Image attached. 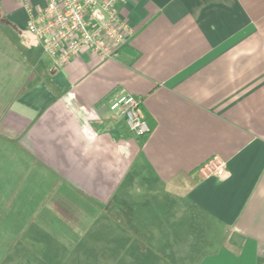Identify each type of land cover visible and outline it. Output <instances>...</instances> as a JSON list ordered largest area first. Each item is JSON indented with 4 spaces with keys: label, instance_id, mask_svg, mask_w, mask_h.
<instances>
[{
    "label": "crops",
    "instance_id": "0c3cea01",
    "mask_svg": "<svg viewBox=\"0 0 264 264\" xmlns=\"http://www.w3.org/2000/svg\"><path fill=\"white\" fill-rule=\"evenodd\" d=\"M124 15L117 58L60 68L27 9L0 0V257L8 236H57L41 218L77 204L95 229L69 252L111 235L112 264H264V0H131ZM120 91L143 100L147 136L110 111ZM214 160L228 177L202 172Z\"/></svg>",
    "mask_w": 264,
    "mask_h": 264
},
{
    "label": "built area",
    "instance_id": "2783aa9c",
    "mask_svg": "<svg viewBox=\"0 0 264 264\" xmlns=\"http://www.w3.org/2000/svg\"><path fill=\"white\" fill-rule=\"evenodd\" d=\"M29 14L27 31L45 48L60 68L89 54L102 60L115 59L135 35L124 15L131 0H13ZM110 111L122 117L130 134L143 138L152 128L143 109V100L120 91L109 102ZM228 177L225 162L214 160L202 168Z\"/></svg>",
    "mask_w": 264,
    "mask_h": 264
},
{
    "label": "rangeland",
    "instance_id": "374dc122",
    "mask_svg": "<svg viewBox=\"0 0 264 264\" xmlns=\"http://www.w3.org/2000/svg\"><path fill=\"white\" fill-rule=\"evenodd\" d=\"M3 182V181H2ZM0 181V184L2 183ZM4 192V191H3ZM60 196V195H58ZM6 196L4 194H0V201L5 200ZM9 197V196H7ZM59 198V197H57ZM57 201L61 203V200ZM72 201L75 202L74 198H72ZM75 204V203H73ZM62 205V203H61ZM59 205V207H61ZM77 205V204H76ZM71 205L70 211H65V216L67 217V220H51V219H43L41 218L40 224H43V227H52L51 229L55 228L57 232V236H52V238H43V241L40 243L29 242V240H26L24 237H16V236H8L6 237V249L7 251L3 255L2 259L3 264H112L114 255L117 256V254H113V257L111 258L112 252L109 250L110 244L107 242L110 241L111 238L116 239L115 236H104V240L102 239L99 241V237H96L94 234L88 236L87 243L90 246L89 252H79V251H71L69 252L67 250V246H69V242H73L72 244H76L78 240L81 238V234H75V229L78 228H88L89 231H94V220L91 219V216L95 214L94 211H91L90 218L89 219H82L79 220L77 218H74L77 216L75 212V206ZM0 206L1 203H0ZM12 206V204H7V207ZM27 206V204H26ZM18 209V206H14L12 209H10L7 212H15ZM4 211V210H2ZM59 211H63L62 207ZM68 211V212H67ZM107 216H109L108 221H104V230H107V234H110L111 231V210H106ZM93 218V217H92ZM68 221V222H67ZM116 222L119 223V227L122 229L123 234H121L118 237L119 245H124L126 243V232L130 229L133 230L132 227L127 222L126 218L120 215L119 219L115 217ZM7 222V221H6ZM5 222V223H6ZM3 223V222H2ZM56 223V224H55ZM68 223V224H67ZM55 224V225H54ZM25 227L29 226V223L27 225H24ZM89 226V227H88ZM6 227L10 228L12 227V223L7 222ZM79 230V229H78ZM61 232L64 234V236L61 234ZM131 233V232H130ZM141 235V234H140ZM139 235V238H143ZM108 239L109 241H105V239ZM98 240V242H96ZM100 242V243H99ZM4 242H1L0 244H3ZM99 244H104L103 246H100ZM53 245V246H52ZM99 246V247H98ZM95 247L97 249H95Z\"/></svg>",
    "mask_w": 264,
    "mask_h": 264
}]
</instances>
